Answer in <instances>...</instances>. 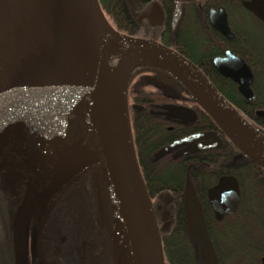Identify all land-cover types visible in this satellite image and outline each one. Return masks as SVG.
<instances>
[{"label":"water","instance_id":"obj_1","mask_svg":"<svg viewBox=\"0 0 264 264\" xmlns=\"http://www.w3.org/2000/svg\"><path fill=\"white\" fill-rule=\"evenodd\" d=\"M168 1L176 3L175 20L182 3L199 0ZM256 1L244 2V6L264 21L263 2ZM153 10L157 16H161L158 4L154 5ZM210 22L223 35L231 37L222 8L218 11L210 10ZM0 31L2 35L8 32L4 38L10 41V45L8 41L0 44V124L27 109L36 110L42 106L45 110L48 104L67 102L88 91L93 96L103 144L100 152H86L79 148L73 150L72 155L64 157L66 159L58 165L53 181L44 193L39 198L28 197L21 203L12 227L15 264H27L29 224L43 197L95 165L101 153L107 157L120 202L121 188L136 218L140 242L145 251L144 264H164L160 232L169 227L168 211L160 214L162 225L159 227L136 158L126 102L129 78L141 67H157L172 75L236 150L264 169V135L245 120L201 70L186 57L160 42L124 34L115 29L105 20L98 0H47L40 12L20 21L16 30L10 29L6 23ZM114 57L117 62L111 68L109 61ZM214 66L222 76L237 84L238 92L245 99L253 100L249 86L252 75L239 58L227 51L224 57L214 59ZM123 68L133 69L124 87L125 111L115 105L105 81V75ZM164 109L173 119L193 121L195 118L193 111L186 107L166 106ZM257 114L262 116L264 111H258ZM203 137L205 135L176 140L162 147L152 158L158 160ZM198 148L200 146L184 148L177 151L174 157ZM207 194L216 218L220 219L233 212L237 205V181L233 176H221L208 189ZM192 202H188L186 208L187 228L190 234L200 238L202 253L211 260L213 252L201 210L195 201ZM111 239L113 246L129 243L127 231L118 214L113 216ZM262 262L264 264V257Z\"/></svg>","mask_w":264,"mask_h":264},{"label":"trees","instance_id":"obj_2","mask_svg":"<svg viewBox=\"0 0 264 264\" xmlns=\"http://www.w3.org/2000/svg\"><path fill=\"white\" fill-rule=\"evenodd\" d=\"M129 1L98 0L103 13L109 17L115 29L124 34L144 37L140 35L141 29L138 25L141 18H135L134 8ZM136 1L144 4L149 0ZM214 1L208 0V3H214ZM216 5H222L227 10L229 8L225 0L212 4V6ZM195 8L198 7L192 4L184 5L183 10L188 11ZM171 11L169 7V15ZM184 26L180 22L176 29L178 31L175 32L179 33L180 27H183L185 32L194 31V26ZM163 43L184 54L177 42L163 39ZM190 58L203 71L215 89L239 113L243 112L245 101L233 85L226 79H221L212 66L199 64L192 57ZM250 67L256 83H262L259 76L264 75V66L250 65ZM161 74L169 73L157 67H141L132 73L127 85L128 89L132 90V101L142 105L140 109H132L130 106L129 120L139 169L152 204L153 199L160 194L179 196L187 184L194 188L201 187L204 190L212 186L221 175L229 174L226 163L229 161V156L237 153L232 143L222 135L224 140L221 147L217 149L182 157H173L168 154L158 160H153V155L161 147L181 136L180 132L186 134L197 130L217 129L216 124L202 109L196 123L184 126L183 131L179 130L181 126L175 121L172 122L150 112L154 108L153 103H162L164 99L158 92L151 91L154 78ZM134 78L137 80L134 81ZM187 94L190 101L197 105L191 95L188 92ZM253 104L264 108V103L254 102L249 105ZM33 110L27 109L0 124V264H15L12 227L21 203L29 194L39 198L44 193L53 181L61 158L66 156L64 146L67 145L62 142L53 145L52 141L47 140L45 134L48 129L51 130L52 124L60 117L47 118L42 112V106L35 110V114ZM246 115L252 117L254 113L248 112ZM257 123L262 129L260 133L264 135V117L258 118ZM168 126H172L173 130L168 131ZM178 131H180L179 134ZM88 133L94 138H91L89 134L85 135L82 142L85 149L80 148V150L96 151L98 149L97 138L100 144L102 142L100 132L97 128L89 126ZM88 137L92 139L90 145L87 143ZM94 166L86 168L65 184L46 194L39 204L43 208L39 221L31 218L29 226L31 224L36 226L39 222L42 225L40 237L42 264H114L115 255L109 243L112 235L108 239H105L103 235L95 195L88 186L90 175L86 172ZM260 170L250 162L243 176L240 177L235 170L231 172L238 176L242 185L260 188L264 187L263 179L257 174ZM84 174L89 178L86 179ZM261 200L263 199H252V201ZM207 222L209 226L210 221L207 220ZM82 227L85 228L87 239L90 238L88 253L87 250L85 252L76 250ZM160 236L164 264H190L184 262L185 258L199 260V241L190 236L181 213L175 215L170 228L160 232ZM95 240L100 243L99 256L97 255L96 259L91 254L95 247L97 249ZM101 251H104L103 254H100ZM85 256H87L86 259ZM27 264H33V261Z\"/></svg>","mask_w":264,"mask_h":264},{"label":"flooded vegetation","instance_id":"obj_3","mask_svg":"<svg viewBox=\"0 0 264 264\" xmlns=\"http://www.w3.org/2000/svg\"><path fill=\"white\" fill-rule=\"evenodd\" d=\"M166 1L170 2V4H166ZM225 1L227 6H229L228 10L222 5L212 6V4L219 3V0H215L214 3H208V0L182 3L180 12L175 20V2L168 0H149L144 4H139L136 0H130L129 4L132 3L135 18H141L138 24L140 29H145V31L149 30L150 34L142 38L153 39L162 43L163 45H165L163 43V39L175 41L179 44L184 54L176 51L173 47H167L183 55L192 63L194 62L190 57L196 60L199 64H207L212 66L221 79L223 78L226 79V81H229L233 85L234 89H236V92L244 99V111L240 112V114H242L245 120L254 129L260 132L262 129L257 123V119L263 118L264 115L260 116L257 114V112L264 111V108H261L258 105L256 106L255 104H249L254 102L257 104L260 102L264 103V75L262 74L259 76V80L262 81V83H256L255 76L250 65L264 66V21L244 6V2H251L252 0ZM256 2L257 1L255 0V3ZM261 2H263L264 5V0H261ZM155 4L159 5L161 9V16H157L155 12H153ZM191 4L198 8L188 11L183 10L184 5ZM169 7L172 10L170 15L168 12ZM220 8L224 10L226 15L227 25L229 32L231 33V37L229 38L216 30L210 22V10L213 9L218 11ZM180 22L181 25H185L184 27L188 25L194 26V31L191 32L188 30V32H185L183 27H180L179 33H176L178 31H176L177 26ZM227 51L239 58L250 70L252 81L249 86L254 96L253 100L249 101L245 99L238 92L237 84L230 78L222 76L215 68L214 59L224 57ZM194 64L196 65V63ZM196 66L198 67V65ZM201 72L203 73L202 70ZM153 81L154 86L153 90L151 91L158 92L164 97V99L162 103H153L154 108H152L150 112L156 113L164 119H169L172 122L175 121L177 125L181 126L179 128L180 131H183L184 126L196 123L201 115V108L193 102L191 103L178 97L179 94L176 92L175 87H180V85L173 76L169 74L156 75V78H154ZM130 106L132 109L142 108V105H139L134 101L131 102ZM166 106H180L189 108L193 111L195 118L193 121L173 119L166 114V110L164 109ZM248 112L254 113V115L252 117L247 116L246 114ZM167 130H173V127L168 126ZM180 131H178V134ZM180 133V137L173 139L166 145L176 140L191 138L197 135H205V137L194 140L192 143L185 144L177 150L170 152L169 154H171L173 157L177 151L183 150L184 148L200 146V148L187 154H182L179 157L214 150L221 147L224 140L222 136L223 133H221L218 128L197 130L186 134L184 132ZM249 163V160L242 156L238 151L234 155L229 156V161L226 163V167L229 168V174H223L221 176H233L236 179L239 199L233 212L223 215L220 219L216 218V214L209 202L207 191L217 183L221 176L217 179L215 184L206 188L205 190L201 187L194 188L187 184L183 187L181 194L177 196L178 198L176 196L168 195L165 197V199H163V205L160 207L157 206L156 210L159 213H162V211H168L169 229L174 221L175 215L179 213L182 214L183 220L187 225L186 208L188 202L193 204L192 201H195L199 205L205 230L212 248L213 258L210 260L203 255L200 238L190 234V236L198 239L199 241V260L185 258V263L263 264L264 187L257 188L250 187L248 185H242L238 176L232 174L231 172L235 170L241 177L246 174ZM260 169L261 170L258 171L257 174L260 176L259 178L263 179L264 181V169ZM254 198H261L263 200L252 201ZM207 220L210 221L209 226Z\"/></svg>","mask_w":264,"mask_h":264},{"label":"rangeland","instance_id":"obj_4","mask_svg":"<svg viewBox=\"0 0 264 264\" xmlns=\"http://www.w3.org/2000/svg\"><path fill=\"white\" fill-rule=\"evenodd\" d=\"M20 2H21V7H22V10H21V17H22L21 22H22L26 20L29 16H33V14H35L36 12L38 11L40 12L42 8L44 7L45 3L47 2V0H21ZM12 6H13V9H17L16 8L17 5L15 6V3ZM102 14L105 20L111 26L114 27L109 17H107L103 13V11H102ZM140 32H141L140 35L144 37L150 34L149 30L145 31V29L140 30ZM116 62H117L116 57L111 58L109 61L110 67L113 68ZM136 80L137 79L134 78V81ZM175 90L179 94L178 96L179 98L185 99L192 103V101H190L189 99L187 92L184 91L186 89L182 85H180V87L176 86ZM131 91L132 90L130 88L128 89V86H127L126 102H127V107H128V113H129V108L132 102ZM42 112L49 119L60 117L59 120H57L56 122H54V124H52L51 130L48 129V131L45 134H46L47 140L50 142L52 141L53 145L54 144L57 145L58 143H61V142L65 143L67 146L69 145L68 148L67 146H64V150H66L65 155L67 157L70 156L69 154H71L73 150L76 151L78 150V148L85 149L82 142H83V137L85 135L88 136L89 134L88 133L89 126H93L94 128H97L99 131L98 124L96 121V113L94 110L93 96L88 91H86L85 94L79 95L75 97L73 100H69L67 102H63V103L57 102L56 104H51V105L48 104L45 106V110H43ZM33 113L35 114V110H33ZM89 136L91 138H94V136L92 137L91 134H89ZM90 137L87 138V141H88L87 143H89V145L92 142V139ZM95 139H96V136H95ZM97 142H98V149L96 151L91 150L92 152H100L102 150L103 148L102 142L100 144L99 143L100 140H98V138H97ZM66 156H63L61 159H63ZM66 158L61 160L60 164ZM86 174L90 175V178L87 175L85 176V174H84V177L86 179L89 178L88 186H90V188L92 189L91 192H93L95 195V200L97 203L96 206L99 212L98 216L101 221L100 225L103 230V235L106 237L105 239H108L112 235L113 216L115 214L119 215L124 226H125V223L122 217L121 202L117 194L116 185H115L113 176L110 172L109 163H108L105 153L98 155L97 163L95 164L94 168L88 170ZM33 196L34 195L29 194L27 198L33 197ZM166 196L167 195L164 193V194H160L159 196L157 195L153 199L154 208H155L154 210L155 216L157 218L159 227L162 225V222L160 220L161 213H159L156 209H157V206L160 207L163 205V199H165ZM34 197L37 198V196H34ZM42 210H43L42 206L39 205L36 212L32 216V218L35 219L37 222L40 219ZM41 227L42 225H40V222L37 223L36 226L34 224H31L29 226L28 244H27V263H30L33 261V264H42L41 263L42 244H41V238H40L41 237ZM125 229H126V226H125ZM86 236L87 234L85 233V228L82 227L80 230V239L76 244L77 245L76 250L80 252H85V250H87V253H88L89 245H90V238L88 237L87 239ZM94 242H96L95 244L97 246V249L95 247V249H93L91 254L96 259L97 255L99 256V244L100 243H98L97 240H95ZM109 243H111V249L115 255L114 264H134V258H133V254H132L129 243L125 242L127 244V247L125 243H119L113 246L111 238H110ZM103 252L101 251L100 254H103ZM86 258L87 256H85V259Z\"/></svg>","mask_w":264,"mask_h":264},{"label":"bare ground","instance_id":"obj_5","mask_svg":"<svg viewBox=\"0 0 264 264\" xmlns=\"http://www.w3.org/2000/svg\"><path fill=\"white\" fill-rule=\"evenodd\" d=\"M20 1L21 0L0 1V28H2V26L4 27V25L7 23L10 29L13 30L17 29V26L19 25V22L22 19L21 17L22 7ZM14 3L15 6L17 5L16 7L17 9H13L12 5ZM7 33L8 32H6L3 35L0 34V44L7 43L8 40L4 38V36H6ZM7 44L10 45V41H8ZM132 70H133L132 68H123L116 73L105 75L107 91L109 92L111 99L114 101L115 105L121 111H125V105L123 102L124 87ZM119 191L122 196L121 201L123 202V203L121 202L122 217L126 226L128 241L132 248L131 251L133 254L134 261L136 262V264H144L145 251L140 242L136 218L127 200L126 193L121 188Z\"/></svg>","mask_w":264,"mask_h":264}]
</instances>
